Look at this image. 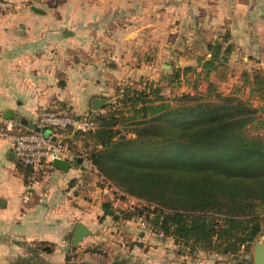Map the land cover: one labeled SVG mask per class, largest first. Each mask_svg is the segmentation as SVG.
I'll return each mask as SVG.
<instances>
[{"label":"crops","instance_id":"obj_1","mask_svg":"<svg viewBox=\"0 0 264 264\" xmlns=\"http://www.w3.org/2000/svg\"><path fill=\"white\" fill-rule=\"evenodd\" d=\"M3 1L15 5L12 12H0V122L7 110L13 113L9 120L22 127L31 126L44 108L93 112L94 98L104 100L105 105L116 95V86L143 77L149 70L157 73L153 58L160 30L165 32L167 47L174 42L177 5H152L156 0L94 4L70 0L58 5ZM184 1L192 4L181 5L189 14L181 21L189 33H196L200 43L219 42L222 49L230 45L225 65L239 64L240 73L249 77L259 66L264 70V0ZM196 9L197 19L192 15ZM169 50L172 53L173 47ZM145 54L151 58L147 64L142 60ZM224 64L218 68H227ZM220 79L222 84L227 82L225 71ZM11 152L10 143L0 137V264L93 263L88 244L111 237L116 240L119 227L137 222L104 214L108 188L96 194L100 189L88 175L95 168L86 158L74 162L76 155L70 148L63 157L70 162L66 171L50 164L39 178H30L28 185ZM109 202L116 207L115 200ZM79 222L90 235L73 248L72 232ZM139 235L143 238L146 233ZM68 243L72 253L66 251ZM68 255L71 258L66 262ZM158 263L157 256L150 261Z\"/></svg>","mask_w":264,"mask_h":264},{"label":"trees","instance_id":"obj_2","mask_svg":"<svg viewBox=\"0 0 264 264\" xmlns=\"http://www.w3.org/2000/svg\"><path fill=\"white\" fill-rule=\"evenodd\" d=\"M209 47L210 56L201 64L205 77L230 54V45ZM243 75L249 92L259 90L263 96L264 76ZM152 82L130 93L124 88L121 97L117 92L118 102L133 108L129 117H116L110 102L102 107L105 112L87 113L96 128L73 133L85 135L89 148L74 162L86 158L98 176L122 193L119 203L130 196L152 205L151 226L162 238L221 255L236 254L241 247L248 252L264 220V210L258 213L264 205V139L247 129L256 109L248 100L212 94L210 82L204 96L186 93L182 101L170 103ZM118 118L133 119V136L121 133ZM15 165L28 185L31 168L17 159ZM112 207L103 203L104 214L119 218ZM126 210L122 219L137 220L142 214V209Z\"/></svg>","mask_w":264,"mask_h":264},{"label":"rangeland","instance_id":"obj_3","mask_svg":"<svg viewBox=\"0 0 264 264\" xmlns=\"http://www.w3.org/2000/svg\"><path fill=\"white\" fill-rule=\"evenodd\" d=\"M1 1V0H0ZM70 0H34L27 2L30 4L37 5H58L63 2H69ZM81 3H91L94 4V1L102 2L103 0H74ZM150 1V0H149ZM151 2V1H150ZM15 5L14 3H11ZM144 5H150L145 4ZM152 5H177L176 20L175 25V34L174 42L170 44V49L167 47V43L164 40V33L160 30L158 38V51L154 54L153 66L156 67V74L154 72L150 73L149 68H144V71L149 70L147 74H143V77H136V80H130L126 84L122 83L115 87V96L110 97V103L112 104L111 109L116 110L115 116L129 117L133 114V108L128 103L123 106L118 102L117 92L120 94L121 91L126 88L130 93L132 91H138L152 83H156L157 86L161 87L160 94L164 96L165 99L169 100L170 103H178L182 100L179 97L182 94H201L204 96L208 90V83H212L211 93L219 92L223 95H233L240 99L248 100L252 107L256 109L255 119L248 125V133L253 135H259L264 139V95L259 90H254L249 92L248 81L244 80V75L240 73L239 64H228L225 65L226 60H222L216 64V70H211L205 77V70L202 69V62L207 59L210 55L209 45H213L215 42H203L200 43L198 40V35L191 32L190 29H185L186 27L181 24V21H184V18H187V8L183 9L181 5H192L187 3L184 0H156L152 1ZM196 5V4H194ZM14 9V8H13ZM197 10V9H196ZM0 12H12L11 10H1ZM198 10L193 18L196 17ZM187 21V20H186ZM188 27V26H187ZM189 28H191L189 26ZM186 33L188 34L186 36ZM209 39H207L208 41ZM204 41V38L203 40ZM223 41V40H222ZM137 49V48H136ZM168 49V50H167ZM142 53V51L140 52ZM148 56H142L144 64L150 61L151 58ZM221 54L220 57H222ZM229 57V55H228ZM230 58V57H229ZM134 63V61H132ZM191 63V65H190ZM224 64L225 67H219ZM164 65H169L165 67ZM172 65L174 67H172ZM190 65L189 68L187 66ZM184 69L182 70L181 69ZM218 68V70H217ZM225 71L226 79L225 83H221L223 79H220V74ZM259 76H264V70L262 66L255 68L253 75L258 74ZM146 77H153L152 80ZM253 86V85H251ZM255 86V87H254ZM254 89L257 85H254ZM259 87V85H258ZM131 94H129L130 96ZM207 99V98H206ZM208 99H213L212 96ZM97 111L105 112V109H100ZM96 111V112H97ZM119 121L116 124V127L121 131L122 134L126 136H133L131 128L133 127V119H122L118 118ZM17 123V122H15ZM69 136L64 138L67 146L74 152V154L82 155L88 151V147L84 145V136L83 135H73L71 132H66ZM1 137V136H0ZM2 138V137H1ZM80 157V156H79ZM87 159H85L86 161ZM96 170V169H95ZM89 179H92L91 182L93 186L99 187L100 190H97L98 194L101 193L103 188L109 191L105 192V198L103 203H110L109 201H116V212L118 217L122 218V215H125L126 209L128 206L134 208L136 213L142 209V214L137 218V222L133 226L127 224L126 226H121L118 228L119 237L115 240V237L108 239V241L92 242L87 245V251L92 252L93 263L90 264H108L111 262H120L121 264H150L152 258L157 256L158 264H253V245L255 242L264 243V220L260 221V233L258 237L249 244V251L241 247V249L236 254L221 255L216 253L205 252L201 250L192 249L190 246L183 243L175 244L170 238H162L159 236L155 229L152 228V222L154 214L152 212L153 206L146 203L144 200L139 198H134L127 196L125 202L119 203V200H122V193L118 190H114L109 182L102 179L98 176L97 171L93 169L88 172ZM97 175V176H96ZM38 177V176H37ZM111 187V189H109ZM92 188V186L90 187ZM94 193V191H93ZM121 196V198H120ZM118 200V201H117ZM102 203V204H103ZM148 206L149 209H145V206ZM126 207V208H124ZM125 209V210H124ZM264 210V205L258 208V213L262 214ZM127 223V222H126ZM151 226V228H150ZM149 227V228H148ZM121 228H125L127 232L122 231ZM125 230V231H126ZM143 231L146 233V236L140 238L139 233ZM112 236H114V230H112ZM87 237V236H86ZM117 237V236H116ZM67 253L71 252V246L68 243ZM76 247V246H75ZM91 254V253H90ZM69 259L71 258L68 255ZM136 259V260H135Z\"/></svg>","mask_w":264,"mask_h":264},{"label":"built area","instance_id":"obj_4","mask_svg":"<svg viewBox=\"0 0 264 264\" xmlns=\"http://www.w3.org/2000/svg\"><path fill=\"white\" fill-rule=\"evenodd\" d=\"M13 8L14 5L9 2L0 1L1 10ZM2 124L0 136L10 143L15 159L31 168V180L43 173L52 159H63L69 154V148L62 136L64 133H85L96 128V121L90 114H76L67 107L41 109L34 123L29 127H22L20 123L11 120H4ZM45 129L50 130L48 136L43 133ZM81 154L78 156H86L85 153ZM22 201H27L25 195ZM128 209L132 207L129 205Z\"/></svg>","mask_w":264,"mask_h":264},{"label":"water","instance_id":"obj_5","mask_svg":"<svg viewBox=\"0 0 264 264\" xmlns=\"http://www.w3.org/2000/svg\"><path fill=\"white\" fill-rule=\"evenodd\" d=\"M32 9L37 12H42V10L38 9L35 6H32ZM165 67H169V65H164ZM105 101L99 98H94L92 101V110L96 112L97 110L101 109L104 105ZM13 117V113L9 110L5 111L3 115L4 120H9ZM21 123H25V121L21 120ZM38 130V129H37ZM45 136L50 134L49 129H45L43 131ZM54 139V137H52ZM11 157H14V153L11 152ZM80 160V159H78ZM52 167L58 168L60 170L66 171L69 168L70 162L66 159L62 158H54L50 162ZM90 235V230L82 224L81 222L77 223L73 232H72V247L74 248L84 237ZM76 264H90L85 261H78ZM108 264H121L120 262H111ZM253 264H264V243L255 242L253 245Z\"/></svg>","mask_w":264,"mask_h":264}]
</instances>
